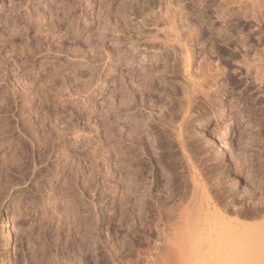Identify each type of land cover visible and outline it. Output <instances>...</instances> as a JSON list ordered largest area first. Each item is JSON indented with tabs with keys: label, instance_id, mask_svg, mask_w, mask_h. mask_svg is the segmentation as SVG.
<instances>
[{
	"label": "rangeland",
	"instance_id": "374dc122",
	"mask_svg": "<svg viewBox=\"0 0 264 264\" xmlns=\"http://www.w3.org/2000/svg\"><path fill=\"white\" fill-rule=\"evenodd\" d=\"M0 264H264V0H0Z\"/></svg>",
	"mask_w": 264,
	"mask_h": 264
}]
</instances>
